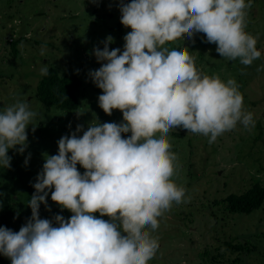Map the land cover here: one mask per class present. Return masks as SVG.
I'll return each mask as SVG.
<instances>
[{
	"label": "clouds",
	"instance_id": "9594fccd",
	"mask_svg": "<svg viewBox=\"0 0 264 264\" xmlns=\"http://www.w3.org/2000/svg\"><path fill=\"white\" fill-rule=\"evenodd\" d=\"M117 7L120 22L131 29L123 51L110 49L108 36L103 49L94 47L101 66L88 76L102 90L99 107L109 116L119 110L123 120L90 122L87 130L78 124L57 141L58 154H45L27 205L31 217L18 232L0 227V254L11 264H149L160 247L153 235L158 218L173 203L186 202V189L173 179L180 166L170 130L187 129L211 144L238 122L255 127L234 78L210 76L197 68L189 48L168 47L203 33L223 58L252 65L261 57L259 36L245 30L252 0H120ZM40 72L48 75V66ZM37 115L20 100L0 110V166L11 168L10 149L26 151ZM49 194L70 218H41V204L51 211Z\"/></svg>",
	"mask_w": 264,
	"mask_h": 264
},
{
	"label": "rangeland",
	"instance_id": "374dc122",
	"mask_svg": "<svg viewBox=\"0 0 264 264\" xmlns=\"http://www.w3.org/2000/svg\"><path fill=\"white\" fill-rule=\"evenodd\" d=\"M119 2L0 0V110L20 100L38 113L27 129L26 151L20 154L10 149L11 168L0 166V227L18 232L31 217L27 205L35 191L32 184L42 171L45 154H58L57 141L62 136H70L78 124L87 130L90 122H122L119 110L114 109L109 116L99 107L102 90L88 76L90 70L101 66L93 49H103L101 42L108 36L113 37L110 49L123 51V38L131 29L120 22ZM252 2L245 30L259 36L257 50L261 51V57L252 65L223 58L216 52V44L205 42L203 33L168 45L176 50L189 48L202 72L219 74L225 82L234 78L244 97V109L253 113L255 127L246 129L238 122L235 129L211 144L209 137L188 133L187 129L170 130L171 151L178 154L180 166L173 179L186 189V202L173 203L170 211L158 218L160 226L153 235L158 236L160 247L149 264H264V204L242 215L230 213L222 203L216 204L256 184L264 187V70L257 71L264 65V0ZM44 65L56 69L62 77L73 72L82 80L78 110L48 108L38 99V86L44 76L40 69ZM29 153L31 158L25 165ZM77 168L84 173L82 166ZM48 205L51 211L44 204L40 206L42 219L56 214L68 219L72 215L53 202L51 194ZM95 215L99 217L98 212ZM231 241L249 242L255 252L238 260L240 253L226 245ZM0 264H11V260L0 254Z\"/></svg>",
	"mask_w": 264,
	"mask_h": 264
},
{
	"label": "trees",
	"instance_id": "16d2710c",
	"mask_svg": "<svg viewBox=\"0 0 264 264\" xmlns=\"http://www.w3.org/2000/svg\"><path fill=\"white\" fill-rule=\"evenodd\" d=\"M130 2L131 0H127L125 3ZM82 86L83 82L77 74L68 72L62 77L56 69L50 68L49 74L44 75L39 83L37 97L48 108L56 107L68 111H76L80 106V91ZM130 135V133L122 134L124 138ZM218 203L224 204L225 209L232 214H251L255 210L260 209L264 204V187L256 184L244 193L231 194L221 202H216L217 205ZM226 245L231 251L240 253L239 255L241 256H238V260L243 255H250L252 252H255V247L249 246L251 245L249 242L235 244L231 241L227 242Z\"/></svg>",
	"mask_w": 264,
	"mask_h": 264
}]
</instances>
